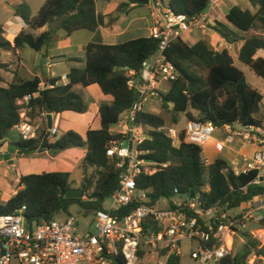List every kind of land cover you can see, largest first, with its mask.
I'll list each match as a JSON object with an SVG mask.
<instances>
[{
    "label": "trees",
    "instance_id": "1",
    "mask_svg": "<svg viewBox=\"0 0 264 264\" xmlns=\"http://www.w3.org/2000/svg\"><path fill=\"white\" fill-rule=\"evenodd\" d=\"M140 1L142 0H126L119 5L118 11L131 3L139 7L145 6ZM210 1L169 0L168 4L177 13L196 16L206 10ZM250 2L255 11L237 4L226 14V19L244 32L240 39L244 43L239 51V61L264 78V57L257 55L260 50H264V34L254 31L257 26L264 31V0ZM15 14L26 21L29 30H22L10 41L4 36L5 29L0 24L2 50L16 53L30 47L46 56L48 48L45 53L43 48L49 45L58 29H63L67 35L79 30H90L96 35L87 46L85 66L71 68L67 76L68 83H60V79L55 78L48 80L47 86L42 87L43 78L35 76L31 79L16 78L7 87L0 86V140L7 138L20 122L18 100L26 95L37 94L31 100L33 117L44 112L48 106L55 113L87 112L89 104L75 90L76 85L88 87L98 84L105 95L112 97V102L101 103L98 111L100 127L90 128L86 137L75 130H68L50 141L46 122L36 138L19 137L14 142L23 156L34 155L42 148L49 149L56 155L70 148L85 147L82 166L85 169H95L92 174H85L82 183V186L86 185L84 196H88V199L67 196V192L72 189L70 172L43 171L21 175L20 184L24 187L6 205H2L0 192V213H14L25 205V215L29 221L44 223L54 220L62 213L71 215L70 208L73 205L88 212L106 210L105 201L120 186V169L109 158L107 148L110 141L121 138L122 134L112 127L137 99L136 92L129 87L130 70H135L137 76L140 75L143 62L158 50V40L145 36L117 44L104 43L100 33L103 19L97 12V0H46L34 16L30 5L23 1L16 7ZM210 26L231 43L239 40L232 39V34L222 24ZM43 27L48 29L35 33ZM167 56L179 70L178 79L171 83L168 92L162 94L165 100L163 106L170 108L169 104L172 105L174 118L177 113H184L189 121H211L218 127L234 123H262L261 104L264 95L248 82L227 48L215 50L204 39L190 44L184 38H179L168 48ZM0 69L10 70V64L1 60V53ZM138 119L151 128V137L140 148L148 151L146 157L158 164L156 173L142 174L137 178L138 187L148 190L152 203L177 195L183 198L198 197L203 208L215 207L219 213H227L244 202L264 196V183H251L256 178V171L240 176L226 173L224 170L229 162L220 157L206 166L203 162V147L188 142L185 130L180 133V144L177 146L174 139L162 129L167 125L162 115L145 110L139 113ZM174 121L178 122V118ZM246 185L247 191H242L241 187ZM136 206V203H131L114 213L123 216ZM260 223L264 226V217ZM253 252L264 257V250L249 245L244 251L224 259L221 264H245ZM143 254L144 252H140L141 257ZM113 264H126V261L119 253ZM166 264H181V256L171 254Z\"/></svg>",
    "mask_w": 264,
    "mask_h": 264
},
{
    "label": "built area",
    "instance_id": "2",
    "mask_svg": "<svg viewBox=\"0 0 264 264\" xmlns=\"http://www.w3.org/2000/svg\"><path fill=\"white\" fill-rule=\"evenodd\" d=\"M219 4L220 0H211L203 13L188 16L175 12L164 0H150L153 23L149 37L158 40L159 47L143 62L139 76L135 70L129 73V87L136 92L137 99L116 124L122 137L110 141L107 148L109 158L120 169V186L110 197V206L92 212L96 223L94 232H79L74 214L64 220L55 218L37 223L26 217L25 205L14 213H0V264H113L119 253L126 264H137L140 252H147L159 264H166L171 254L181 256L185 240L196 244L191 257L200 264H221L233 256L231 238L239 226H246L248 213L230 218L215 207L203 208L198 197L179 195L177 201L164 197L152 203L148 190L140 189L137 183L140 175H153L158 170L157 162L147 158L148 151L140 148L151 137V128L139 122L138 115L148 111L146 107L153 102L163 104L162 94L179 77V70L169 60L167 50L185 34L206 27ZM36 95L18 100L21 120L14 129L22 139L36 138L41 121L47 122L46 110L37 118L31 115V100ZM162 129L179 141L181 132L177 129L167 126ZM184 130L190 143L204 144L221 130L227 135L219 143L222 147L236 140L256 145V153L234 159L224 171L235 176L256 171L251 183H264V115L261 124L234 123L218 127L211 121H189ZM48 131L50 138H54L59 128L53 125ZM203 162L208 166L213 161L203 156ZM247 189L248 185L241 187L242 191ZM131 203L137 206L130 213L123 216L114 213Z\"/></svg>",
    "mask_w": 264,
    "mask_h": 264
},
{
    "label": "crops",
    "instance_id": "3",
    "mask_svg": "<svg viewBox=\"0 0 264 264\" xmlns=\"http://www.w3.org/2000/svg\"><path fill=\"white\" fill-rule=\"evenodd\" d=\"M11 1L14 8L12 10L7 9L10 15L5 22H2L0 20V24L4 26L5 29L4 36L8 40L13 41L15 37L22 30H29V26L26 23V21L21 16L15 14L16 7L23 1H26L30 5L32 15L34 16L37 14V12L40 10V8L42 7V5L46 0L36 1L38 4H34V0H11ZM125 1L126 0H110V1L97 0V12L102 16L103 19L102 25L100 26V33L104 43L117 44L128 41L130 39L149 36L150 27L152 26L153 23V20L150 16V5L149 4L146 5L145 8H147V10L142 11L144 7L141 8L131 3L129 5L124 6L123 10L118 11L119 5L121 3H124ZM164 1L165 3L169 2V0H164ZM217 8L214 12V16L211 19V21L215 20L216 18L219 19L218 15L220 12H217ZM124 13L128 14L127 18L124 16ZM125 20L126 22H124ZM219 21H221L223 24L226 25L228 24L227 21L224 22L221 19ZM208 25L204 28H200L194 31V33L197 32L198 36L200 37L198 38L197 36L194 42H191L194 33L189 34L188 40L185 39L188 33L185 34L184 39L190 44H194L199 39H204L207 42H211L210 46L215 50H222L224 48H227L230 51V53L233 55L236 64V57H238L239 51L244 43L243 40H239L231 43L226 39H224L218 31L213 29L210 26V23ZM54 27H56V25H54ZM47 29L48 27H43L35 31V33L39 34L40 32H43ZM95 35L96 33L90 30H79L71 35H67L63 29H58L57 32L53 35L51 42L47 46L48 54L46 56H43L40 52L35 51L36 54H39L40 59L39 61H35L32 64H30L29 61H25V58L23 57V51L25 50V48L18 50L16 53L12 51L4 50L9 54H12L13 59L12 58L6 60L1 59L3 62H8L10 64V70L7 71L9 73V77L8 76L6 77L0 73L2 76V80L0 81V83H2L3 85L2 87H7L8 84L14 81L16 78L31 79L34 78L35 76H39L42 78L45 76L47 80L57 78L60 79L59 81L60 83H64V84L68 83L69 79L67 76L71 68L73 67L83 68L85 66L87 46L95 38ZM125 37L128 38L125 39ZM0 53L2 58V53H3L2 49H0ZM257 55L264 57V50H260ZM46 86L42 82V87H46ZM75 90L81 93L89 104V110L87 112L78 113L81 114L82 117L78 119L77 127L80 131H82L81 135L83 137H86L87 131L90 128L100 127L98 111L101 103L112 102V101H109L107 100V97H104L105 94L102 92L98 84H93L88 87H83L82 85H76ZM261 93L264 95L262 91ZM157 105L158 103L153 102L152 104L147 106L146 109L148 110L152 107L155 109ZM261 110H262L261 115H264V98L261 104ZM75 113L77 112L66 111L64 113H54L53 125H56L58 126V128H60L63 123V120L73 119L72 114ZM38 116L39 114L35 116V118H37ZM175 118H178L177 115H175ZM175 118L173 116V119ZM97 121L99 123L98 126H94ZM188 122L189 120L187 119V123ZM177 124L178 122L173 121L172 125L169 126L167 124L166 126L177 129L175 126ZM45 125L46 122L41 121L39 132L42 130V128ZM67 125L68 128H66V131L74 129L72 128L73 124L71 121L67 122ZM186 126L181 129L184 130ZM218 132L221 133L220 136L215 137V139L213 137V139L207 141L204 144H201V146H203V156L209 158L211 161H214L216 158L220 157L226 159L230 163L234 159L243 158V156H252L258 150V147L256 145L251 143H246L241 140H236L230 146L222 147L220 146L219 143L225 138V132L224 131H218ZM78 133L80 134L79 131ZM222 136L224 138H221ZM18 138H19V134H17V136H15V138L12 140L13 145ZM55 139L56 137L50 138L49 140L54 141ZM179 144H180V140L178 141V146ZM0 148H2V146H0ZM85 154H86V149L80 150L79 148H70L62 152H59L56 156H52L50 154V150L47 149L43 152L38 151L34 155L38 159H34L30 161L27 160V156L21 155L18 149L16 148L15 151L13 152V155L10 157L9 162L12 168L21 166L25 170V172L23 170H22L23 172L20 171L18 172L20 177L21 175H26L31 173H41L43 171H61V170H57V167L58 168L63 167V169H66L64 171L70 172L69 171V169H71L70 162H72L73 160L76 161L80 159L82 160ZM48 160L52 161V163L55 162L53 163L54 166L52 165L53 167H55L54 169L52 168V166H50L47 163L45 166L46 168L42 169V171L40 172H30V170H28L30 166H33L35 164L37 165L38 161L41 162ZM2 161L4 162L5 160ZM17 182H18V186L15 189H12V192L7 197V201L12 196H14L18 192V190L24 187L23 185L20 184V178L17 179ZM236 209H239L240 212H243V214L245 213L249 214L246 220V226L245 227L239 226L237 228V231L242 232L245 231L246 228L249 229V220H252L254 224L258 223L262 225L260 223V220L264 217V196H258L248 202H244L240 207ZM237 231L232 236V240H235V238H237L239 242L242 241L244 242L245 239H247V237L244 235L237 234ZM147 256L149 260L157 261L156 258L151 257L147 252H144L141 259Z\"/></svg>",
    "mask_w": 264,
    "mask_h": 264
},
{
    "label": "rangeland",
    "instance_id": "4",
    "mask_svg": "<svg viewBox=\"0 0 264 264\" xmlns=\"http://www.w3.org/2000/svg\"><path fill=\"white\" fill-rule=\"evenodd\" d=\"M36 1L38 0H34V4H38ZM11 0H0V20L2 22H5L6 19L9 17L10 13L7 11V9H13V5L11 3ZM240 5L243 8H249V9H253L254 11L256 10L250 0H220V5L217 8V12L219 13V19H215L213 21H210V25H216V23L222 24L225 29L227 30L228 33H231L232 39H241V37H243V32H239L240 30L237 29L235 26H233L230 22L227 21L226 19V14L229 12L230 8H232V6L234 5ZM144 7V9L142 11H146L147 8L146 5L145 6H141V8ZM126 13H124V16L127 18ZM223 20L224 22L227 21V25L223 24L221 21L219 20ZM126 22V20L124 21ZM209 26V25H208ZM221 26V25H220ZM254 31H258L261 34H264V31L262 29H260L259 26H257ZM193 32H190L187 34V36L185 37L186 40L189 39V34H193ZM130 36V35H129ZM128 36V37H129ZM198 33H194L191 39V42H194L195 39L197 38ZM128 37H125L128 38ZM198 38H200L198 36ZM124 40V39H123ZM237 40V41H239ZM211 45V42H208ZM2 58L1 59H9L12 58L13 56L12 54H9L8 52L2 50ZM43 55V54H42ZM23 57L25 58V61H29L30 64L34 63L35 61H39V54H36L35 50H33L30 47H26L25 50L23 51ZM54 61V60H51ZM236 65L243 70V72L245 73L248 82L255 88H259L263 93H264V78L259 77L249 66L243 64L242 62L239 61L238 57H236ZM0 73L3 74L4 76H8L9 77V73L6 70H0ZM0 86H3L2 83H0ZM104 97H107V100L112 101L111 96L108 95H104ZM170 108H165L163 106V104L159 103L157 105V107L154 109L153 107L148 109L149 112L158 114V115H162L166 121L167 124L170 126L172 125V122L174 121L173 116H174V111L172 109V105L169 104ZM178 117V124L175 125L176 128L179 130V132H181L183 129V127L186 126L187 124V119L184 113H177L176 114ZM56 116V115H55ZM73 119H64L63 123L61 125V127L59 128V132L57 134V137L62 136L65 132H66V128H68L67 122H72V128H74L73 130L75 131H79L80 134L82 133V131H80L77 127L78 124V119L81 116V114L75 113L72 114ZM98 121L96 122V124L94 126H98ZM113 130L118 131V127L116 125L113 126ZM221 130H217L214 133V139L217 136H220V132ZM18 132L17 130L13 129L10 133V135L5 138L4 140H0V143L2 144V148H0V192L2 195V205H6L7 203V197L9 196V194L12 192V189H15L18 186V182L17 179L20 178L19 176V171L20 172H25V170L21 167V166H17L12 168L11 164L9 162L10 157L13 155V152L16 149V146L12 144V140L15 138V136H17ZM226 134H225V138H226ZM221 138H224L223 136ZM224 138V139H225ZM213 139V138H212ZM214 141V140H212ZM175 145L178 146V140H174ZM236 144V143H235ZM203 147V146H202ZM80 150L86 149L85 147H79ZM64 151V150H63ZM62 152V151H61ZM50 154L52 156H56L55 154H52L50 152ZM35 155V154H34ZM34 155H30L27 156V160H34V159H38L36 156ZM2 160H5L4 162ZM83 160V159H82ZM82 160H73L71 163V169H69L70 173H71V177H70V184L72 186V189H79L82 186V183L84 181L85 178V174L88 173V175L92 174L95 169L94 167H89L87 169H85L82 166ZM49 164L50 166L53 165L52 161H38V164L30 166L28 170H30V172H40L42 171V169L46 168V164ZM54 166V165H53ZM52 168L54 169L55 167ZM51 168V167H50ZM23 170V171H22ZM57 170H61L64 171L66 169H63V167L58 168ZM173 200L177 201L179 199V196H174L172 197ZM84 199H88V196H84ZM111 204V199L108 198L105 201V207H109ZM70 211L72 214H74L77 219H78V227H79V232L85 231V230H91V231H95L96 230V223L94 221V213L92 212H88L85 211L83 209H81L79 206L77 205H73L70 208ZM228 217L230 218H237V217H241L243 215V212H240L239 209L233 208L231 210L227 211L226 214ZM67 217V215L65 213L60 214L56 219L57 220H64ZM237 234L239 235H244L247 237V239H245V241L243 242H239L237 240V238H235V240H233V255L240 253L242 251H244V249L247 247H249V245H254L256 247V249H262L264 250V226L260 225V224H254L252 222V220H249V229H245V231L239 232L237 231ZM231 243H232V238H231ZM196 247V244L185 240L183 241L182 244V254H181V264H200L198 261H196L195 259H193L191 257V251L192 248ZM137 264H159L156 260H149L148 256L147 257H143ZM245 264H264V257L262 255H258L255 252H253L246 260Z\"/></svg>",
    "mask_w": 264,
    "mask_h": 264
},
{
    "label": "water",
    "instance_id": "5",
    "mask_svg": "<svg viewBox=\"0 0 264 264\" xmlns=\"http://www.w3.org/2000/svg\"><path fill=\"white\" fill-rule=\"evenodd\" d=\"M140 4H144V5H148L150 4V0H142L140 1ZM47 51V45L44 46L43 48V53H45ZM43 83L45 84V86L47 85V78L44 76L43 77ZM163 101H165L163 99ZM46 112H47V122H48V127L49 128H52L53 127V114L55 113L49 106L46 107ZM130 146H132V144H130ZM47 149H40L39 152H43ZM86 189V185H83L81 188L79 189H70L68 192H67V196L68 197H75V198H82L84 197V191Z\"/></svg>",
    "mask_w": 264,
    "mask_h": 264
}]
</instances>
